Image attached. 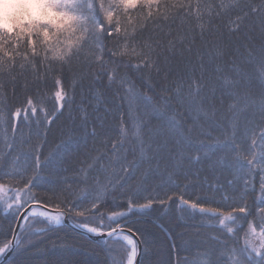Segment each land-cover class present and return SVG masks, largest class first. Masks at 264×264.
Here are the masks:
<instances>
[{"label": "snow or ice", "instance_id": "1", "mask_svg": "<svg viewBox=\"0 0 264 264\" xmlns=\"http://www.w3.org/2000/svg\"><path fill=\"white\" fill-rule=\"evenodd\" d=\"M20 84L35 99L13 110ZM62 118L47 157L17 147L19 122ZM0 126V264H31L65 217L84 243L57 236L50 264H264V0H0ZM173 206L207 230L168 229L161 258L126 221Z\"/></svg>", "mask_w": 264, "mask_h": 264}, {"label": "trees", "instance_id": "2", "mask_svg": "<svg viewBox=\"0 0 264 264\" xmlns=\"http://www.w3.org/2000/svg\"><path fill=\"white\" fill-rule=\"evenodd\" d=\"M108 0H105V3ZM169 2H172V0H169ZM196 0H193V3L195 4ZM202 3L206 2V0H201ZM153 8L152 10H154ZM149 10H146L145 12H141L137 15H132V17L136 18H142L143 16H146L148 14ZM35 90H33L31 93H25L23 90V85L20 84L17 87L16 95L10 96L9 102L13 105V110L17 106H22L26 95H33L35 99ZM41 99L42 102L38 105L39 108H43L45 111H48L51 109L52 104L54 102V97L52 95L51 90L49 89H42L41 90ZM77 102L79 101V96H77ZM68 116V111L65 110L64 117ZM42 118V114L41 117ZM64 118H62L61 121H57L56 124L44 127V126H38L37 123L31 122L28 126H24L23 122L18 123V127L21 129L22 136L17 137L19 139V143H17V147L21 149L22 151H29L33 144L39 142L41 144L44 143L46 140L47 143L45 146L41 149L43 152L44 157H47L51 150L55 148L57 144L61 142L60 133L58 131L57 125L63 121ZM4 129L3 126H0ZM50 128V130H49ZM40 132L42 134V139L40 141H37L36 133ZM47 133L46 136H43L44 133ZM9 139L12 136L11 131L8 132ZM21 140L27 141L26 143L21 144ZM2 149L4 150V144L2 145ZM69 175H71L69 173ZM45 179H47V176L45 174ZM258 187V185H257ZM33 191L41 198L47 200V198L51 195L50 193H46L43 190V186L40 188L33 189ZM11 195V193H9ZM117 196V202H121L119 198V194H116ZM112 198L109 197V203L111 204ZM27 204L24 206L26 207ZM24 207L22 209H24ZM21 209V211H22ZM50 211H53V209H49ZM27 215V213L25 214ZM67 219L74 225V221ZM9 221H12V217L9 216L8 220H4L2 217H0V230L7 229L9 227ZM15 220L12 223V227H15L16 224ZM23 221L20 222V224ZM127 225L130 228H141L142 230H146L147 232L151 233V235L148 237L150 240L153 241L155 247L158 249V251L161 254V258H167V253L169 251V244L171 241L167 238V230L171 229L173 233L176 234H184V233H193V232H203L207 229L198 228L196 227L201 223V218L197 216L195 219H190L184 214L180 213L179 210L173 206L172 211H168L165 208H160L159 211L151 213L148 216H131L126 221ZM19 224V225H20ZM17 231H19V226ZM11 233H9V236ZM242 235V233H241ZM57 236H59L61 239H67L69 241L77 243L79 245L80 243H84L83 238L80 236L78 231L73 230L72 228L68 227L67 225H63L62 230L56 234H49L48 238L44 240L43 243H40L37 240L36 248L39 249L33 250L29 254V259L31 261V264H50V262L56 258V254L52 251V245L53 242H57ZM37 239V238H34ZM189 239V235H184L183 240L177 239L176 243L181 244L186 242ZM92 247H96V245H93L89 243L88 250ZM97 251L99 252V255H91V254H85L84 250H79L78 254L75 256H68L67 254H62L64 259H72V260H88L95 262L97 259H104L103 252L99 251V248H97ZM113 256H116L117 253H112ZM180 258H184L185 256H188L189 254L186 252H180L179 253ZM175 256L173 259L175 260Z\"/></svg>", "mask_w": 264, "mask_h": 264}, {"label": "rangeland", "instance_id": "3", "mask_svg": "<svg viewBox=\"0 0 264 264\" xmlns=\"http://www.w3.org/2000/svg\"><path fill=\"white\" fill-rule=\"evenodd\" d=\"M108 2V1H107ZM106 2V5H107ZM155 8V5L152 6V9ZM146 10H150L148 6H137V8L130 10L129 14L132 15H137L139 13H143ZM8 135V134H7ZM9 136V135H8ZM4 138H5V132L4 129L0 127V150L2 149V145L4 144ZM9 138V137H8ZM19 139L16 140V144L19 143ZM18 145V144H17ZM23 221V220H22ZM70 222V221H69Z\"/></svg>", "mask_w": 264, "mask_h": 264}, {"label": "water", "instance_id": "4", "mask_svg": "<svg viewBox=\"0 0 264 264\" xmlns=\"http://www.w3.org/2000/svg\"><path fill=\"white\" fill-rule=\"evenodd\" d=\"M30 209H29V205H27L26 207H24V209H22V213L25 215L28 211H29ZM23 220V217L21 216L17 221H16V224H15V229L17 230L18 229V226H19V224H20V222ZM64 224L65 225H67L68 227H70V228H72L73 230H75L74 229V225L71 223V222H69V220L67 219V217H65V222H64ZM75 231H78V230H75Z\"/></svg>", "mask_w": 264, "mask_h": 264}, {"label": "clouds", "instance_id": "5", "mask_svg": "<svg viewBox=\"0 0 264 264\" xmlns=\"http://www.w3.org/2000/svg\"><path fill=\"white\" fill-rule=\"evenodd\" d=\"M12 10L10 6H5L4 12H5V17H7V14Z\"/></svg>", "mask_w": 264, "mask_h": 264}]
</instances>
